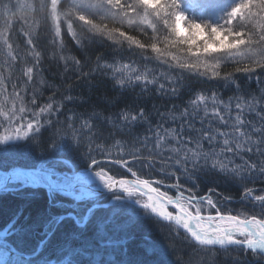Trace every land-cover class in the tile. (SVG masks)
Wrapping results in <instances>:
<instances>
[{"label": "snow or ice", "instance_id": "obj_1", "mask_svg": "<svg viewBox=\"0 0 264 264\" xmlns=\"http://www.w3.org/2000/svg\"><path fill=\"white\" fill-rule=\"evenodd\" d=\"M239 74L264 85V0H0V191L44 188L49 204L59 193L151 221L166 251L140 243L160 264H264V87ZM78 88L113 95L90 104ZM146 94L180 103L149 109ZM22 217L0 220V241ZM33 223L57 227L46 213Z\"/></svg>", "mask_w": 264, "mask_h": 264}, {"label": "trees", "instance_id": "obj_2", "mask_svg": "<svg viewBox=\"0 0 264 264\" xmlns=\"http://www.w3.org/2000/svg\"><path fill=\"white\" fill-rule=\"evenodd\" d=\"M99 51L107 52L109 49L105 46L100 48ZM45 67L49 69L45 75L52 78L57 72L56 66L45 65ZM232 70L231 67L226 69V71ZM237 82L241 84L242 88L250 91H256L258 87H264V85L258 86L254 78L248 80L246 74H239ZM193 84L195 87L213 88L222 93L225 99L228 96L239 94L235 92L234 87H225L223 83L206 84L194 81ZM139 91V88L135 89L134 92L129 90L124 100L127 103H132L137 99ZM81 92L85 96L91 97L90 104H102L103 97L106 94L109 96L113 95L107 93L104 88L91 93L86 88H78L72 94L79 95ZM140 99L147 104L149 109H151L153 104L160 107L161 105L173 102L180 103L178 100L168 101L154 95L149 98L147 94ZM68 107L71 108L74 105H68ZM86 109H89V105H82L76 108L77 111H85ZM161 110L163 111V108ZM0 131H3V129L0 128ZM106 166L112 167L110 164ZM120 175H124L123 170H120ZM204 183L207 184L208 181H204ZM10 186L12 187V185ZM166 190L161 188V191ZM219 191L223 192L224 195H233L234 199L238 196L235 186L227 185L223 181L219 183ZM203 192L204 189L199 194L203 195ZM173 194V192L169 191V195ZM48 195V192L44 188H25L23 190L18 188L0 191V220L7 219L9 214L15 212L17 209L23 211V217L21 218L22 225L24 226L23 231L17 228L19 235L10 234L11 242L7 244L3 241L0 242V247L5 248L9 253L10 263L21 257L18 252L22 253L30 264H38L40 261H46L47 259L50 260L48 264H64L66 261L69 262L68 264H94L93 257L99 254H101V257H106L108 256V252H112L116 264H160L158 256L145 255L143 245L140 243L142 238L151 237V239L159 244L161 249L166 251L164 241L160 233L154 229L151 221L133 220L127 212H122L120 215L113 217L107 211L109 206L91 210L92 203L94 202H72L71 198L61 194L56 195V203L49 204ZM106 199L107 197H101V200ZM128 207L133 208L134 206L129 204ZM227 207L233 209L241 208V206H234V202L227 205ZM88 210L91 211L84 225H79L73 215L59 221L62 216L72 212L77 216L79 222H83ZM45 213L48 216L55 217L57 227L52 231H49L46 226L38 223H33L30 228L27 227L30 222L39 221ZM2 227L3 225L0 223V228ZM42 241L41 250L38 252L40 242ZM12 246L15 247V251L12 250ZM26 255H30V257L27 258ZM218 257L220 259L219 255ZM166 259L168 264H173L171 256H166Z\"/></svg>", "mask_w": 264, "mask_h": 264}, {"label": "rangeland", "instance_id": "obj_3", "mask_svg": "<svg viewBox=\"0 0 264 264\" xmlns=\"http://www.w3.org/2000/svg\"><path fill=\"white\" fill-rule=\"evenodd\" d=\"M233 202H234V206H241L239 203L236 202L235 199ZM0 242H2V241H0ZM5 250H6L5 248L0 247V264H4L5 260H9V253L5 252ZM40 250H41V248H40ZM107 255H108V256H106L107 258L104 256L101 257V254L93 257L94 264H116L114 254L112 252H108ZM219 256H220V259H219V257H217V259L221 262V264H222V262H224L228 259L223 253H220ZM16 261L17 260H13L10 264H15ZM48 263H50V260L47 259L46 261H40V263H38V264H48ZM68 263L69 262L66 261L64 264H68ZM52 264H54V263H52Z\"/></svg>", "mask_w": 264, "mask_h": 264}, {"label": "water", "instance_id": "obj_4", "mask_svg": "<svg viewBox=\"0 0 264 264\" xmlns=\"http://www.w3.org/2000/svg\"><path fill=\"white\" fill-rule=\"evenodd\" d=\"M58 194H59V193H58ZM61 195H63V194H61ZM63 196H65V195H63ZM107 206H109V205L104 203L101 207H107ZM90 211H91V210H88V211H87L86 216H85V220H84L83 223H79L80 225H83V224L86 223ZM68 215H73V213L65 214L64 216H62V217L60 218L59 221H62V220H63L65 217H67ZM75 218H76V217H75ZM76 220H77V218H76ZM42 243H43V241L40 242V245H39V248H38V252L40 251V248H41V246H42ZM12 249H13V250H16L14 246H12ZM20 254H21V253H20ZM26 257L28 258V257H30V255H26Z\"/></svg>", "mask_w": 264, "mask_h": 264}, {"label": "flooded vegetation", "instance_id": "obj_5", "mask_svg": "<svg viewBox=\"0 0 264 264\" xmlns=\"http://www.w3.org/2000/svg\"><path fill=\"white\" fill-rule=\"evenodd\" d=\"M129 178H131V177H129Z\"/></svg>", "mask_w": 264, "mask_h": 264}]
</instances>
